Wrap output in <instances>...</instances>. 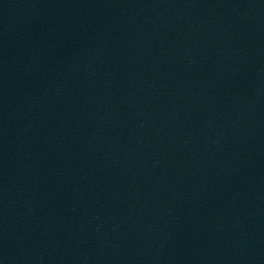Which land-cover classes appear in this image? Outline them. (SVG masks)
Instances as JSON below:
<instances>
[{
  "label": "water",
  "instance_id": "obj_1",
  "mask_svg": "<svg viewBox=\"0 0 264 264\" xmlns=\"http://www.w3.org/2000/svg\"><path fill=\"white\" fill-rule=\"evenodd\" d=\"M260 206L264 0H0V264Z\"/></svg>",
  "mask_w": 264,
  "mask_h": 264
}]
</instances>
